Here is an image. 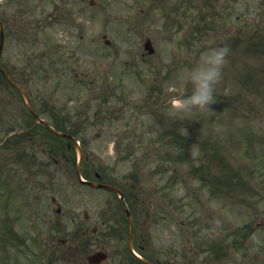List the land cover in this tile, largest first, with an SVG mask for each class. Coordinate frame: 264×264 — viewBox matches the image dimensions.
<instances>
[{
	"label": "rangeland",
	"instance_id": "1",
	"mask_svg": "<svg viewBox=\"0 0 264 264\" xmlns=\"http://www.w3.org/2000/svg\"><path fill=\"white\" fill-rule=\"evenodd\" d=\"M0 14L9 34L2 61L43 118L82 135L86 178L99 172L139 196L137 224H148L157 250L264 264V0H0ZM220 45L230 55L214 103L173 115L170 100L191 94L188 71ZM7 92L0 84V264L48 263L34 242L52 237L59 204L90 211L100 227L97 214L112 210L110 225L124 226L118 202L80 187L75 166L56 165L65 145ZM203 137L221 139L220 157L198 149Z\"/></svg>",
	"mask_w": 264,
	"mask_h": 264
},
{
	"label": "clouds",
	"instance_id": "2",
	"mask_svg": "<svg viewBox=\"0 0 264 264\" xmlns=\"http://www.w3.org/2000/svg\"><path fill=\"white\" fill-rule=\"evenodd\" d=\"M230 55V48L208 47L201 53L199 60L188 71V80L192 84L191 94L187 97H174L170 100V110L176 116H190L193 110L209 109L214 103V92L223 78V68Z\"/></svg>",
	"mask_w": 264,
	"mask_h": 264
},
{
	"label": "flooded vegetation",
	"instance_id": "3",
	"mask_svg": "<svg viewBox=\"0 0 264 264\" xmlns=\"http://www.w3.org/2000/svg\"><path fill=\"white\" fill-rule=\"evenodd\" d=\"M66 227H64V230ZM63 230V228H61ZM96 229H94V233ZM89 233V227H71L61 240L64 250L60 253V259L57 264H91L88 260V254H83L80 250L81 242L79 236ZM152 234L149 232V226L146 224L142 228L138 227L135 233V246L138 252L141 254L148 263L137 259H125L123 254H115L114 258L108 259L105 264H182L187 263L178 260L174 257L175 253L171 250L166 252L157 251L152 244ZM77 240V241H75ZM90 241V240H89ZM89 245V242L88 244ZM101 249H105L104 246ZM103 264V263H102Z\"/></svg>",
	"mask_w": 264,
	"mask_h": 264
},
{
	"label": "water",
	"instance_id": "4",
	"mask_svg": "<svg viewBox=\"0 0 264 264\" xmlns=\"http://www.w3.org/2000/svg\"><path fill=\"white\" fill-rule=\"evenodd\" d=\"M146 48L147 49H149L150 50V52H153L154 50L152 49V46H151V43H150V41H147V43H146ZM8 79H9V81L23 94V96L25 97V99H26V101H27V103H28V107H29V109L31 110V112H33V114L35 115V117L36 118H38V116H37V114H36V112H35V110H34V108H33V106H32V104H31V101H30V99H29V97H28V95L25 93V91L20 87V86H18L16 83H14L9 77H7ZM42 122V124L44 125V126H48L47 124H46V122H44V121H41ZM52 130V129H51ZM58 135H62V134H60V133H57ZM80 167V166H79ZM78 174L80 175V168H79V170H78Z\"/></svg>",
	"mask_w": 264,
	"mask_h": 264
},
{
	"label": "trees",
	"instance_id": "5",
	"mask_svg": "<svg viewBox=\"0 0 264 264\" xmlns=\"http://www.w3.org/2000/svg\"><path fill=\"white\" fill-rule=\"evenodd\" d=\"M213 146L215 147V149H217V150L219 151V148L217 147V145H215V143L213 144ZM217 150H216V152H215V150L213 149V151H214V152H213V153H214V154H213V157L216 158V159L218 158V156H217V152H218V151H217Z\"/></svg>",
	"mask_w": 264,
	"mask_h": 264
}]
</instances>
